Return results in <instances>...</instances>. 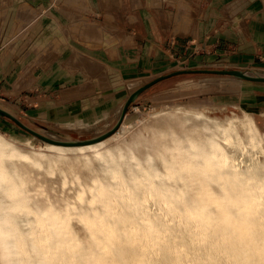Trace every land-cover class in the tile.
<instances>
[{"label":"bare ground","instance_id":"bare-ground-1","mask_svg":"<svg viewBox=\"0 0 264 264\" xmlns=\"http://www.w3.org/2000/svg\"><path fill=\"white\" fill-rule=\"evenodd\" d=\"M71 47L85 67L100 64ZM181 113L201 135L173 146L141 137L175 121L158 110L99 140L50 138L56 156L25 151L0 130V264H264V135L255 118ZM41 164L74 185L45 188L34 175Z\"/></svg>","mask_w":264,"mask_h":264},{"label":"rangeland","instance_id":"rangeland-1","mask_svg":"<svg viewBox=\"0 0 264 264\" xmlns=\"http://www.w3.org/2000/svg\"><path fill=\"white\" fill-rule=\"evenodd\" d=\"M143 2L145 0H0V5L4 6L2 14L7 15V17L10 16L6 29L17 33L16 41L33 43L40 37L45 39L46 36H54L60 39L61 37L74 39L73 44L75 46H80L79 41L87 45L90 42L91 47L99 46L104 41L106 45L101 47L106 48L108 51L113 49L110 55L115 57L118 55L120 48L131 46V42L135 39L134 35L128 34L127 25L139 19L137 18L139 14L137 10ZM184 4L180 7L189 11L192 4L188 0ZM128 9L131 11L127 13ZM9 12L12 14H8ZM49 16L54 20L70 22L71 26L67 30H63L61 27L50 29L39 27L40 24L50 23L51 18ZM178 22L181 23L179 20ZM72 31L75 34L71 37L70 32ZM92 31H95V33ZM84 32L86 38L82 36ZM21 34H30V36L18 37ZM42 38L39 40H42ZM94 39L98 40L96 42L89 41H94ZM65 46L71 48L70 44ZM114 49H118V51L115 52ZM31 58L32 56L28 57L27 61H30ZM34 63L33 60L30 61L24 69H32ZM77 63L74 57L69 56L68 67L72 72L79 70ZM175 64L177 66L167 73L176 70L218 69V67L188 68L185 64H179L177 61L172 63V65ZM224 68L239 69L249 72L250 75L260 74L264 76V63L255 65V67ZM85 72L87 73V71ZM106 75L111 76L105 65L101 64L100 67L97 66L95 70H92V76L101 78ZM160 75L163 74L144 72L141 77L136 79L123 80V85L120 90L118 89L119 91L112 90L109 93L101 92L94 85L89 84H86L85 89H81L78 85L64 89L61 92V103L68 100H70V103H74L80 100L84 106V111L80 115L72 116L64 121L49 119L45 114L38 116V109L35 108L26 112V109L18 105L14 99L18 93H7L12 100L0 99V103L18 107L22 114L20 119H23L25 124L32 128H38L41 134L51 139L84 141L105 137L111 133L120 120L124 105L130 94ZM86 80L87 77L79 79V82H86ZM161 86H166V89L160 92ZM164 90L169 92L166 93ZM35 101L29 99L28 103L33 104L36 103ZM187 109H201L207 115L219 119H226L235 114L242 116L244 111H247L255 118L260 132L264 135V82L249 81L216 73H182L174 75L152 85L137 95L130 104L123 121L138 123L141 119L146 118L147 114L158 110L160 114H165L169 119H172L171 121H175L159 126V133L158 130L143 131L141 137L145 136L146 141H151V137L158 134L157 141H164L165 145L173 146L182 135H189L191 138H193L192 135H201V133L195 132L196 129L194 130L195 126H191V120L186 121L183 119L181 112ZM140 126V124H137L136 129H139ZM0 130L6 132L4 129ZM198 131L203 133L202 130ZM7 133L13 135L18 145L25 151L38 149L49 155H57L55 151L46 147L47 140L34 135L18 124L15 125L13 131H7ZM259 155L262 158L264 157L261 153ZM36 160L33 162L23 161L33 165ZM44 163L46 167L48 163L46 161ZM43 164L39 166L34 175L45 188L49 189L51 186H55L52 191L56 193L62 190L67 192L69 187L74 185L69 178H67V182L62 183L60 167H65L69 172H77V175L83 174V169L75 170L78 168L75 162L71 164L63 162L59 169L55 170V173H45Z\"/></svg>","mask_w":264,"mask_h":264},{"label":"crops","instance_id":"crops-1","mask_svg":"<svg viewBox=\"0 0 264 264\" xmlns=\"http://www.w3.org/2000/svg\"><path fill=\"white\" fill-rule=\"evenodd\" d=\"M185 1L145 0L137 10L139 19L127 25L128 34L135 39L131 46L120 48L115 57L110 55L113 49L101 47L106 45L104 41L95 47L81 41L75 46L74 39L54 36H39L33 43L16 41L17 33L6 29L10 16L2 14L4 6L0 5V99L12 100L7 93H18L14 99L26 112L35 108L38 116L64 121L84 111L80 100L61 103L62 90L72 86L85 89L89 84L109 93L110 87L120 90L123 80L136 79L144 72L166 74L177 66L172 65L175 61L188 68H246L264 63V0H188L192 4L189 11L180 7ZM70 26V22L51 18L50 23L39 27L67 30ZM6 31L9 39L3 38ZM66 44L100 64L85 67ZM30 56L35 63L25 70ZM69 56L78 62V71L68 67ZM101 64L114 76L113 83L106 82L104 76L88 74ZM85 77L87 83L79 82ZM163 89L166 86L159 91ZM28 98L36 103H28ZM15 125L0 115V129L13 131Z\"/></svg>","mask_w":264,"mask_h":264},{"label":"water","instance_id":"water-1","mask_svg":"<svg viewBox=\"0 0 264 264\" xmlns=\"http://www.w3.org/2000/svg\"><path fill=\"white\" fill-rule=\"evenodd\" d=\"M182 73H216V74H219V75H231V76H235V77H239L241 79H245V80H249V81H257V82H264V76H260V75H250L248 74L246 71H243V70H239V69H227V68H218V69H192V70H176V71H173V72H170V73H167V74H163V75H160L158 76L157 78L149 81L148 83H146L145 85L139 87L136 91H134L127 99L125 105H124V108H123V111H122V114H121V117H120V120L119 122L117 123V125L115 126V128L113 129V131L108 135L112 134L115 130H117L126 113H127V110L130 106V104L134 101L135 97L139 94H141L143 91H145L147 88L151 87L152 85L168 78V77H171V76H174V75H179V74H182ZM0 115L3 116V117H8L10 118L11 120H13L16 124H18L20 127L26 129L27 131L33 133L34 135L36 136H39L40 138L44 139V140H47V141H52L49 137L39 133L38 131L34 130L33 128L29 127L27 124H25L23 121H21L19 118H17L16 116L12 115L11 113H9L8 111H6L5 109L1 108L0 107ZM105 136V137H107ZM104 137H98L96 140H99V139H102Z\"/></svg>","mask_w":264,"mask_h":264},{"label":"trees","instance_id":"trees-1","mask_svg":"<svg viewBox=\"0 0 264 264\" xmlns=\"http://www.w3.org/2000/svg\"><path fill=\"white\" fill-rule=\"evenodd\" d=\"M5 130V129H4ZM6 132H7V130H6Z\"/></svg>","mask_w":264,"mask_h":264}]
</instances>
